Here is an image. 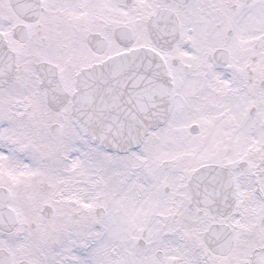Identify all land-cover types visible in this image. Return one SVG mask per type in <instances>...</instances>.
I'll return each mask as SVG.
<instances>
[{"label": "snow or ice", "instance_id": "snow-or-ice-1", "mask_svg": "<svg viewBox=\"0 0 264 264\" xmlns=\"http://www.w3.org/2000/svg\"><path fill=\"white\" fill-rule=\"evenodd\" d=\"M0 264H264V0H0Z\"/></svg>", "mask_w": 264, "mask_h": 264}]
</instances>
